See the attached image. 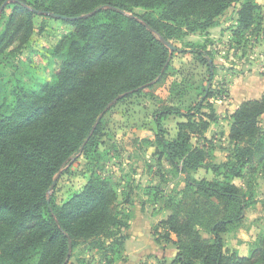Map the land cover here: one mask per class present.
<instances>
[{
  "label": "trees",
  "instance_id": "obj_1",
  "mask_svg": "<svg viewBox=\"0 0 264 264\" xmlns=\"http://www.w3.org/2000/svg\"><path fill=\"white\" fill-rule=\"evenodd\" d=\"M6 1L0 0V8ZM21 1L70 18L103 5L116 9L81 19H54L11 2L0 14V264H69L78 246L114 255L110 262L115 263L121 260L128 237L122 230L130 219L127 201L119 210L112 181L92 175L81 190L69 191L60 203L57 181L48 202L55 177L59 172L62 177L78 156L100 159L97 143L104 135L103 116L114 105L159 84L175 53L197 54L212 79L210 51L181 47L187 35L207 34L220 16L239 4L232 42L240 46L244 39L264 33L263 6L257 0ZM7 8H11L8 15ZM136 8L145 12L139 15ZM37 17L43 19L40 27ZM49 19L68 25L69 32L48 47L50 65L55 67L50 81L37 87L24 80L26 72L21 74V65L26 71L30 68L21 54L36 34L44 33ZM160 36L178 49L169 62L170 50ZM13 79L9 91L8 81ZM202 95L204 101L212 96L207 89ZM204 101L186 111L166 105L154 114L155 140L145 142L185 176L180 198L164 197L170 213L156 226L155 241L176 247L170 264H264V234L250 256L237 255L224 241L230 228L244 220L248 207L246 193L234 179L247 171L264 172V93L231 113L230 148L221 163H206L204 147L192 142V136H201L216 117L212 105L209 112L200 113ZM172 115L183 121L177 123L175 137L169 138L163 120ZM203 168L211 169L216 178L193 176ZM148 186L146 200L156 202L164 193L157 183Z\"/></svg>",
  "mask_w": 264,
  "mask_h": 264
},
{
  "label": "rangeland",
  "instance_id": "obj_2",
  "mask_svg": "<svg viewBox=\"0 0 264 264\" xmlns=\"http://www.w3.org/2000/svg\"><path fill=\"white\" fill-rule=\"evenodd\" d=\"M257 1L264 11V0ZM239 7L237 4L227 10L207 34L187 35L183 45L179 44L185 49L207 48L210 51L213 60L211 80L208 68L199 62L197 54L175 53L168 74L159 84L114 105L103 116L104 135L98 137L97 143L100 159L88 161L78 156L57 180L56 199L60 203L69 191L81 190L90 176L102 175L109 178L118 190L117 208L123 209L126 206L124 201H127L130 209L126 212V216H130L128 227L122 229L128 237L120 261L111 263L114 255L98 250L86 251L83 246H78L69 264H170L175 258L176 247L171 243L163 241L158 244L155 241L156 226L170 213L164 197L180 198L185 176L165 164V160L156 155L155 148L145 140H155V112L166 105H175L186 111L201 99L204 101L202 90L207 89L212 96L204 101L205 106L200 113L209 112L212 105L216 117L201 136H192V142L195 146L204 147L206 163L226 161L230 148L227 135L231 113L244 101L260 98L264 93V33L244 39L240 46H233L232 30L236 26ZM10 12L11 8H7L6 14ZM135 12L142 15L145 10L136 8ZM42 24L43 19L37 17V27ZM44 25V33L36 34L21 54L23 61L30 65L28 71L21 65V74L26 72L24 80H31L37 87L50 81L55 67L50 65L52 58L48 55V47L69 32V26L58 20L49 19ZM7 71L10 73L12 69ZM8 85L10 91L14 79L13 82L9 80ZM180 121L183 119L174 115L163 120L167 137H175ZM261 121L264 125V116ZM193 176L216 178L211 169L205 168L193 173ZM234 182L246 193L248 207L244 220L230 228L224 235V241L237 255L250 256L264 234V172L250 174L247 171L244 177L235 178ZM149 183H157L160 192L164 193L159 194L156 202L143 197ZM202 234L210 237L206 231ZM143 238H147L148 242L144 243ZM148 243L149 246L146 245Z\"/></svg>",
  "mask_w": 264,
  "mask_h": 264
},
{
  "label": "water",
  "instance_id": "obj_3",
  "mask_svg": "<svg viewBox=\"0 0 264 264\" xmlns=\"http://www.w3.org/2000/svg\"><path fill=\"white\" fill-rule=\"evenodd\" d=\"M11 2H18V3H21V4L24 5L26 8L30 9L31 11H33V12H35V13H37V14L50 16V17H52V18H54V19H70V20H72V19H81V18L90 17V16L96 14L97 12H99V11H101V10H103V9H108V8L116 9L115 7H112V6H110V5H103V6H100V7H98L97 9H95V10H93V11L87 13V14L80 15V16H77V17H74V18H70V17H67V16H63V15H60V14H57V13L51 12V11H43V10H37V9H35V8H31L29 5H27L24 1H21V0H7V1L1 6V8H0V14H1V12L4 10V8L6 7V5H7L8 3H11ZM117 10H119V9H117ZM119 11H121L122 13L127 14L126 12H124V11H122V10H119ZM128 16L131 17V18H135V19L139 20V17H137V16L134 15V14H128ZM147 28H149L150 30H152V28L149 27V26H147ZM160 40H161L162 43H164V44L169 48V50H170V55H169V58H168V62H169V61L171 60V57H172L173 53H174L176 50H178V49H177L173 44H171L169 41H167L166 39H164L162 36H160ZM211 63H212V61H211ZM118 99H119V98L115 99V100L113 101L112 104L116 103V101H117ZM101 116H102V115H101ZM60 174H61V172H59V173L57 174V176L55 177V179H54V181H53V183H52V185H51V187H50V189H49L48 202H50V196H51V193H52L54 187L56 186V183H57V180H58Z\"/></svg>",
  "mask_w": 264,
  "mask_h": 264
},
{
  "label": "crops",
  "instance_id": "obj_4",
  "mask_svg": "<svg viewBox=\"0 0 264 264\" xmlns=\"http://www.w3.org/2000/svg\"><path fill=\"white\" fill-rule=\"evenodd\" d=\"M150 184H152V183H150ZM143 197L145 198V199H147L148 198V196L147 195H143ZM147 205V204H146ZM141 212H143L144 213V210L142 209V211ZM143 242L144 243H147L148 242V239L147 238H143ZM147 246H149V243L148 244H146ZM154 246V248H155V246L156 245H153ZM156 248H158V249H160L159 247H157L156 246ZM161 250V249H160ZM155 251V250H154ZM162 251V250H161ZM146 252L149 254V250H148V248H146ZM177 252V251H176ZM157 256V255H156ZM160 257L162 256V255H159ZM176 256V253H174V257Z\"/></svg>",
  "mask_w": 264,
  "mask_h": 264
}]
</instances>
